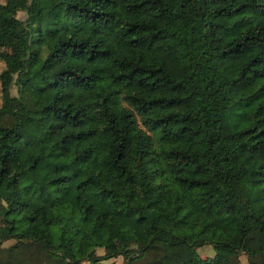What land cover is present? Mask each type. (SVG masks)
<instances>
[{"label":"trees","instance_id":"trees-1","mask_svg":"<svg viewBox=\"0 0 264 264\" xmlns=\"http://www.w3.org/2000/svg\"><path fill=\"white\" fill-rule=\"evenodd\" d=\"M0 49V264H264V0H3Z\"/></svg>","mask_w":264,"mask_h":264},{"label":"rangeland","instance_id":"rangeland-1","mask_svg":"<svg viewBox=\"0 0 264 264\" xmlns=\"http://www.w3.org/2000/svg\"><path fill=\"white\" fill-rule=\"evenodd\" d=\"M1 2L3 0H0ZM15 17L18 18L19 20H24L25 18V13L23 11H17L15 13ZM0 50H3V49H0ZM4 68V63L2 60H0V71L3 70ZM10 95L11 96H15L16 95V86L14 83L11 84L10 86ZM0 104H1V100H0ZM15 242L14 239H10V240H6V241H3L1 244H0V256L5 252V250L10 246L12 245L13 243ZM196 252L199 256L201 257H206V256H210L213 254V250L211 248L210 245H202L198 248H196ZM95 253L97 255H100L102 254V250L100 249H96L95 250ZM103 262L105 263H112V264H123L122 262V259L121 257L117 256V257H114V258H110V259H107V260H104ZM237 264H248L246 259H245V256L242 255V254H239L238 255V258H237Z\"/></svg>","mask_w":264,"mask_h":264}]
</instances>
